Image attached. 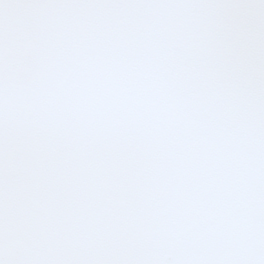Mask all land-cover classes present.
<instances>
[{
	"label": "water",
	"instance_id": "obj_1",
	"mask_svg": "<svg viewBox=\"0 0 264 264\" xmlns=\"http://www.w3.org/2000/svg\"><path fill=\"white\" fill-rule=\"evenodd\" d=\"M0 264H264V0H0Z\"/></svg>",
	"mask_w": 264,
	"mask_h": 264
}]
</instances>
